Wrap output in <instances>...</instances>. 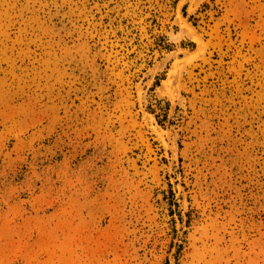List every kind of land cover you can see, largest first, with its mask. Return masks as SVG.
I'll use <instances>...</instances> for the list:
<instances>
[{"label":"rangeland","instance_id":"1","mask_svg":"<svg viewBox=\"0 0 264 264\" xmlns=\"http://www.w3.org/2000/svg\"><path fill=\"white\" fill-rule=\"evenodd\" d=\"M0 264H264V0H0Z\"/></svg>","mask_w":264,"mask_h":264},{"label":"bare ground","instance_id":"2","mask_svg":"<svg viewBox=\"0 0 264 264\" xmlns=\"http://www.w3.org/2000/svg\"><path fill=\"white\" fill-rule=\"evenodd\" d=\"M183 24V23H182ZM184 25V24H183ZM192 29V28H191ZM193 35H195V34H193ZM197 40V39H196ZM204 45V44H203ZM201 50V49H200Z\"/></svg>","mask_w":264,"mask_h":264}]
</instances>
